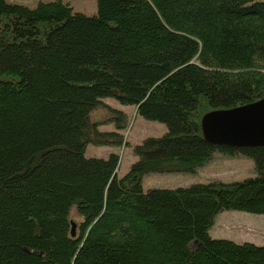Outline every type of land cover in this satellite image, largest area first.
<instances>
[{
  "label": "trees",
  "instance_id": "16d2710c",
  "mask_svg": "<svg viewBox=\"0 0 264 264\" xmlns=\"http://www.w3.org/2000/svg\"><path fill=\"white\" fill-rule=\"evenodd\" d=\"M96 9L0 0V264H264V245L210 236L223 212L264 216V146L216 145L201 130L207 113L264 98V0ZM106 99L167 128L132 147L122 177L118 154L85 156L90 144L129 147L128 118ZM215 155L252 160L256 176L141 187L150 174L195 175Z\"/></svg>",
  "mask_w": 264,
  "mask_h": 264
},
{
  "label": "rangeland",
  "instance_id": "374dc122",
  "mask_svg": "<svg viewBox=\"0 0 264 264\" xmlns=\"http://www.w3.org/2000/svg\"><path fill=\"white\" fill-rule=\"evenodd\" d=\"M12 4L23 5L28 8H34L38 2L53 0H6ZM63 3L69 4L73 12L82 13L86 16L96 15V0H61ZM105 102L113 106H121L114 99H106ZM123 107V106H122ZM117 109V108H115ZM128 115L127 128L123 131L124 139L129 147L125 145L116 147L88 145L85 156L88 158H105L108 152L118 154L120 162L117 170L119 177L124 176L130 166L136 161V157L132 154V147L141 143L147 137H161L167 132L164 124L158 122H150L139 117L133 112V107L125 108ZM92 122L103 123L107 119V113L98 110L92 115ZM114 127V125H101L99 130L106 131ZM132 131V134H131ZM107 132V131H106ZM131 134V135H129ZM129 140V141H128ZM256 176L254 163L252 160L242 157H226L215 155L214 159L208 167L198 170L197 174H151L141 183L144 191L154 189L153 184H158L165 188L172 184L176 187H188L198 183H224L230 184L240 182ZM70 219L74 224L80 222L75 208L70 211ZM210 236L214 239H227L236 243L250 242L256 245H264V216L251 215L242 212H223L215 220V226L210 231Z\"/></svg>",
  "mask_w": 264,
  "mask_h": 264
},
{
  "label": "water",
  "instance_id": "95a60500",
  "mask_svg": "<svg viewBox=\"0 0 264 264\" xmlns=\"http://www.w3.org/2000/svg\"><path fill=\"white\" fill-rule=\"evenodd\" d=\"M204 138L216 145L237 148L264 146V98L231 110L212 111L201 120ZM71 237L76 224L71 221Z\"/></svg>",
  "mask_w": 264,
  "mask_h": 264
},
{
  "label": "crops",
  "instance_id": "0c3cea01",
  "mask_svg": "<svg viewBox=\"0 0 264 264\" xmlns=\"http://www.w3.org/2000/svg\"><path fill=\"white\" fill-rule=\"evenodd\" d=\"M106 103V102H105ZM107 104V103H106ZM107 105H109L110 106V104H107ZM112 106V105H111ZM110 106V107H111ZM129 107V106H128ZM112 108H117V110H119V111H122L124 114H126V116L128 115V113H127V111H126V109L125 108H127L126 106H113ZM133 112H136V108L135 107H133ZM107 132H109V131H114V127H112L111 129H109V130H106ZM105 131V132H106ZM122 134H123V132H121ZM131 134H132V131H131ZM131 134H129V135H131ZM145 139V138H144ZM129 141V140H128ZM142 142V141H141ZM110 154V152H108V155ZM115 154H116V152H115ZM133 154V153H132ZM107 155V156H108ZM105 158H106V156H104ZM214 159V158H213ZM213 161V160H212ZM211 161V162H212ZM210 163H208L206 166H204L205 168L206 167H208V165H209ZM203 167V168H204ZM151 175V174H150ZM147 176H149V175H146V176H144L143 177V179H142V184H144V180L147 178ZM119 177V176H118ZM151 187L152 188H157V189H173V188H177L176 186H172V184H169V186H166L165 188H163L162 186H158V184H153V185H151ZM250 243V242H249Z\"/></svg>",
  "mask_w": 264,
  "mask_h": 264
}]
</instances>
